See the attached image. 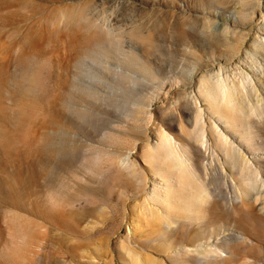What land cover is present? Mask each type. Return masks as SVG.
Wrapping results in <instances>:
<instances>
[{"label":"rangeland","instance_id":"1","mask_svg":"<svg viewBox=\"0 0 264 264\" xmlns=\"http://www.w3.org/2000/svg\"><path fill=\"white\" fill-rule=\"evenodd\" d=\"M219 78L264 104V0H0V264H264V117L245 143ZM224 236L230 259L197 254Z\"/></svg>","mask_w":264,"mask_h":264},{"label":"bare ground","instance_id":"2","mask_svg":"<svg viewBox=\"0 0 264 264\" xmlns=\"http://www.w3.org/2000/svg\"><path fill=\"white\" fill-rule=\"evenodd\" d=\"M255 42H260V44H263V41L261 39L259 41L255 40ZM254 46H256V44H254ZM243 80H244V78H241V80H239L237 82L231 81L232 87L229 88V85L227 86V83L223 79H221V78L216 79V82H214V85H213V89H214L213 91L214 92L212 94V97H211V99H206V100L208 101L209 106L212 105L211 101L215 102L216 110L213 113L216 114V116L218 118L224 119V122L226 124H230L229 122H232L234 126L239 127L241 130L243 129L242 132H240L239 130L238 131L240 132L241 138H246V140H244V142L246 143L249 138H252V136H251V134H249L245 130H247V131L251 130L252 131L254 124H263V121H261V122L255 121L253 118L254 117H257V118L264 117V104L255 107L253 110H250V109L248 110L246 107L247 104L245 103L244 100L240 99L238 103L237 102L234 103V95L240 94L245 88V85H244L245 83ZM207 82L209 83V80ZM200 86L202 88L204 86V82H200ZM201 88H200V90H201ZM206 89L207 90H205L204 92H206V94H208V92H209L208 86ZM225 94L228 96L226 104L228 106H230L231 111L233 112L232 114H230L229 119H227L224 116L225 115L223 113L224 111L220 108L222 96ZM221 133L216 132V130L212 129V127H211L210 134H212L214 136V141L209 142L207 139L205 142V144H206L205 148L211 157L217 156V151H219L222 155V158H223L225 164H227L229 166L230 171H231V175L232 176L237 175L240 178V180L238 182L237 181L235 182L236 194L234 193L235 195H234L233 199L239 200L240 204H244L245 198L250 197L248 202L251 204H256L258 202L259 198L262 197L261 195H263V193L261 194V191H257L255 193H252L258 187V186L256 187L257 180L261 179L260 178V169L257 168L254 164H252L253 162H251L248 157L245 158V156L243 157L242 155H240V153H238L236 150L237 148L235 149V147L233 146V143L232 144L229 143L230 141L228 142V140L224 137L225 135L223 136ZM201 138L202 139L205 138L204 135L200 136V138H199L200 141H201ZM187 145H189V143H187ZM198 152H199V157H203V154L200 153V151H198ZM217 161L219 162L218 157H217ZM258 161L262 162L263 159L259 158ZM213 164L211 161L209 163V167L203 165L205 175L208 174L207 171L209 168H211L213 170L217 169V167L215 165L213 166ZM176 166L178 168H180V167H184L185 164L181 161V163L176 164ZM194 170H195V172L198 173V171H200V166H198V164L197 165L195 164ZM215 174H217L216 171H215ZM195 179H196V177H195ZM261 182H262V180H261ZM258 185L260 188H263V183L258 184ZM209 197H210L209 192L204 193L203 196L201 195V193L197 194V199H200V202L198 201L199 204L197 205V207H198L197 209L201 212L200 216H204V214L202 215V213H203L202 211L204 209H206V206H204V205H205V203H207L209 201ZM263 197H264V195H263ZM261 205H262L261 210L263 211V209H264V200L263 199L261 200ZM203 220L206 221V219H203ZM228 237L229 236H224V240L221 243L209 245V247L207 249H204L203 251L197 252V254H206V255L216 254L219 258L224 257V260L230 259L231 254L233 252L230 250L228 252H226V250L221 247L224 244H226ZM236 238L237 239L234 241L240 242L238 245L249 244L251 246L252 250L257 249L256 246L251 245L248 242L247 237L237 236Z\"/></svg>","mask_w":264,"mask_h":264}]
</instances>
